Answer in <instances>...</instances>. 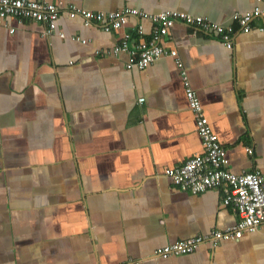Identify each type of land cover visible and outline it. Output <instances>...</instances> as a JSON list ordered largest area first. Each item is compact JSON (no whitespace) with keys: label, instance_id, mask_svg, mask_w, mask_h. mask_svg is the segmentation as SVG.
Segmentation results:
<instances>
[{"label":"crops","instance_id":"obj_1","mask_svg":"<svg viewBox=\"0 0 264 264\" xmlns=\"http://www.w3.org/2000/svg\"><path fill=\"white\" fill-rule=\"evenodd\" d=\"M45 1L92 11L176 9L235 28L233 13L264 8L257 0ZM260 23L237 31L229 49L214 33L175 22L161 44L176 49L181 67L163 56L139 69L126 68V52L107 51L126 31L146 42L148 20L131 15L105 31L63 11L48 35L42 22L2 20L0 264H264L262 226L191 253L153 254L238 219L220 189L192 193L165 175L203 153L182 69L226 147L227 169L264 174Z\"/></svg>","mask_w":264,"mask_h":264},{"label":"built area","instance_id":"obj_2","mask_svg":"<svg viewBox=\"0 0 264 264\" xmlns=\"http://www.w3.org/2000/svg\"><path fill=\"white\" fill-rule=\"evenodd\" d=\"M257 1L264 2V0ZM63 11H66L70 17H80L84 24L97 23L105 31L119 30L124 27L131 15L150 21L153 27L146 42H134L132 33L126 31L122 33L111 50L107 51L114 55L126 52L128 54L126 68L143 69L163 56L175 57V61L181 67L176 49L161 44L162 37L168 33L175 22H182L204 32L214 33L229 49L232 48V38L235 33L250 31L253 28L254 19L261 18V23L256 28L264 33V8L259 5H254L252 9L244 12L233 13L232 19L238 24V28H235L232 24L217 23L206 16L176 9H166L158 13H148L132 7L113 11H92L72 3L62 7L60 3L45 0H0V22L7 17H14L21 22L24 20L42 22L44 35L56 29L57 19ZM135 30L137 34L143 33L141 25ZM59 35L64 36L62 32ZM81 41L85 42L84 39ZM181 75L188 106L195 115L196 130L201 139L203 153L192 155L183 163L166 168L165 175L179 189L192 193L220 189L223 205L229 206L237 214L238 219L224 229H212L206 234L178 239L159 246L153 251V254L159 257L191 253L202 242L209 241L215 245L223 239H239L245 231H255L261 226L264 228V174L258 169L240 173L227 169L226 147L212 130L196 90L189 85L186 71L182 69ZM246 151L251 153L252 149L246 147Z\"/></svg>","mask_w":264,"mask_h":264}]
</instances>
